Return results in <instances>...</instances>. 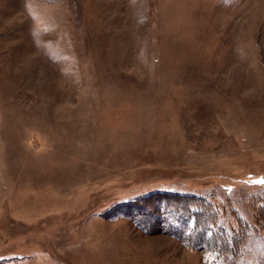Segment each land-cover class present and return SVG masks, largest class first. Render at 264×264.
Listing matches in <instances>:
<instances>
[{
  "label": "rangeland",
  "instance_id": "obj_1",
  "mask_svg": "<svg viewBox=\"0 0 264 264\" xmlns=\"http://www.w3.org/2000/svg\"><path fill=\"white\" fill-rule=\"evenodd\" d=\"M258 181L264 0H0V264H264ZM163 192L183 237L122 213Z\"/></svg>",
  "mask_w": 264,
  "mask_h": 264
},
{
  "label": "trees",
  "instance_id": "obj_2",
  "mask_svg": "<svg viewBox=\"0 0 264 264\" xmlns=\"http://www.w3.org/2000/svg\"><path fill=\"white\" fill-rule=\"evenodd\" d=\"M195 195L174 194L170 192L153 193L147 196L136 198L122 205V213L132 216L139 227L149 229L152 225L161 226L164 222L169 223L166 227H161L168 233L183 237L184 225L188 223L189 218L193 215L194 210L199 207L198 204L191 203ZM264 205V204H263ZM264 207L261 206L257 210V217L260 224V228H264ZM247 227V225H246ZM241 228L238 233L226 230L228 233L227 245L221 248V244L217 241V244L212 246L215 249L221 259L233 257L234 259H240L243 253V247L245 246V240L250 236L252 230L249 228ZM223 229V228H222ZM236 237V242L239 246L236 248L233 236ZM204 248V247H202ZM208 248V247H207ZM245 248V247H244Z\"/></svg>",
  "mask_w": 264,
  "mask_h": 264
},
{
  "label": "snow or ice",
  "instance_id": "obj_3",
  "mask_svg": "<svg viewBox=\"0 0 264 264\" xmlns=\"http://www.w3.org/2000/svg\"><path fill=\"white\" fill-rule=\"evenodd\" d=\"M258 183H264V181H258Z\"/></svg>",
  "mask_w": 264,
  "mask_h": 264
}]
</instances>
